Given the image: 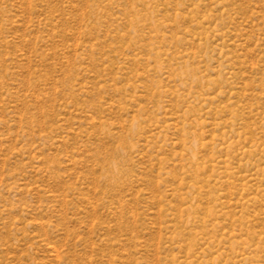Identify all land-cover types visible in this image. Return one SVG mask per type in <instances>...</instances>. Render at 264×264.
I'll return each instance as SVG.
<instances>
[{"label":"rangeland","instance_id":"1","mask_svg":"<svg viewBox=\"0 0 264 264\" xmlns=\"http://www.w3.org/2000/svg\"><path fill=\"white\" fill-rule=\"evenodd\" d=\"M0 264H264V0H0Z\"/></svg>","mask_w":264,"mask_h":264}]
</instances>
